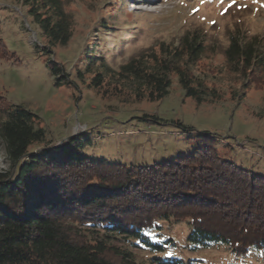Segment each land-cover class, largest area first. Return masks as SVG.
Returning a JSON list of instances; mask_svg holds the SVG:
<instances>
[{"label":"trees","instance_id":"obj_1","mask_svg":"<svg viewBox=\"0 0 264 264\" xmlns=\"http://www.w3.org/2000/svg\"><path fill=\"white\" fill-rule=\"evenodd\" d=\"M15 1L37 27L42 52L69 43L72 18L63 0ZM204 38L199 30H188L176 45L160 43L117 70L103 61L92 70L89 62V86L98 94L158 102L176 77L197 104L219 101L196 75L206 53ZM222 54L228 72L239 79L249 81L264 70L260 37L230 33ZM51 71L62 73L57 84L65 80L59 65ZM2 112L0 138L10 169L0 172V264H142L114 241L162 252L145 234L156 221L171 220L188 221L191 251L212 244L237 255L264 251V178L222 160L213 147L144 167L88 160L77 152L74 138L33 153L30 149L45 141L40 118L19 105L8 104Z\"/></svg>","mask_w":264,"mask_h":264},{"label":"rangeland","instance_id":"obj_2","mask_svg":"<svg viewBox=\"0 0 264 264\" xmlns=\"http://www.w3.org/2000/svg\"><path fill=\"white\" fill-rule=\"evenodd\" d=\"M63 3L72 18L71 40L45 54L40 49L44 41L21 2L0 0V121L2 108L8 104L22 106L40 118L45 141L30 152L60 147L74 138L77 152L88 160L144 167L210 146L222 160L264 178V70L255 72L249 81L239 79L228 72L222 54L229 34L237 31L248 38L260 37L264 45V0ZM188 30H199L205 36L206 53L196 75L215 91L219 101L197 104L185 96L176 77L158 102H137L125 94H98L90 88L89 62L92 70L102 61L117 70L160 43L176 45ZM54 63L66 75L60 84L57 80L62 73L51 71ZM9 169L0 138V172ZM189 230L186 220L156 221L145 235L162 246V252L150 253L138 243L135 248L114 243L131 250L142 264H158L154 260L264 264V251L255 249L237 255L223 244H212L206 250L191 251Z\"/></svg>","mask_w":264,"mask_h":264},{"label":"snow or ice","instance_id":"obj_3","mask_svg":"<svg viewBox=\"0 0 264 264\" xmlns=\"http://www.w3.org/2000/svg\"><path fill=\"white\" fill-rule=\"evenodd\" d=\"M229 7H231V5H229Z\"/></svg>","mask_w":264,"mask_h":264}]
</instances>
